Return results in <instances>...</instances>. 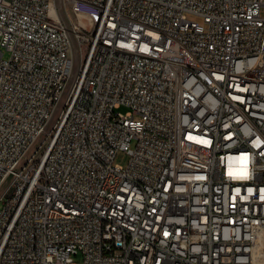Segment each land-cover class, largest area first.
<instances>
[{
    "label": "built area",
    "instance_id": "obj_1",
    "mask_svg": "<svg viewBox=\"0 0 264 264\" xmlns=\"http://www.w3.org/2000/svg\"><path fill=\"white\" fill-rule=\"evenodd\" d=\"M0 205V264H264V0H0Z\"/></svg>",
    "mask_w": 264,
    "mask_h": 264
},
{
    "label": "rangeland",
    "instance_id": "obj_2",
    "mask_svg": "<svg viewBox=\"0 0 264 264\" xmlns=\"http://www.w3.org/2000/svg\"><path fill=\"white\" fill-rule=\"evenodd\" d=\"M5 57L8 58V55H5ZM117 111L121 112L123 114H127L129 112V109L127 107H121ZM54 122H56V121L54 120ZM54 122L52 123V125L55 124ZM135 145H136V143L134 142L132 144V148H134ZM129 161H130L129 154L121 151V152H119V154L117 155V157L115 159V164L126 168L129 164ZM2 208H3V206L0 205V209H2ZM73 259H74V264H83L82 255L74 256Z\"/></svg>",
    "mask_w": 264,
    "mask_h": 264
},
{
    "label": "bare ground",
    "instance_id": "obj_3",
    "mask_svg": "<svg viewBox=\"0 0 264 264\" xmlns=\"http://www.w3.org/2000/svg\"><path fill=\"white\" fill-rule=\"evenodd\" d=\"M254 258L257 262H261L264 261L263 257L258 258V256L256 255V253L254 254ZM259 259V260H258ZM262 263V262H261Z\"/></svg>",
    "mask_w": 264,
    "mask_h": 264
}]
</instances>
